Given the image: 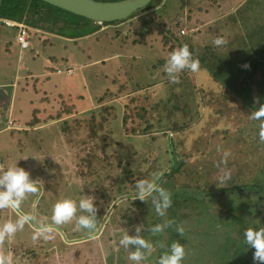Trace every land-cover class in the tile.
<instances>
[{
	"label": "rangeland",
	"instance_id": "374dc122",
	"mask_svg": "<svg viewBox=\"0 0 264 264\" xmlns=\"http://www.w3.org/2000/svg\"><path fill=\"white\" fill-rule=\"evenodd\" d=\"M164 1L166 0H160L152 9L130 17L122 23L102 26L94 33L75 39L50 33L43 28L31 27L34 33L33 48L24 51L22 61L32 63L28 66L26 64V68H31L39 74L38 70L44 71L42 67L44 59L47 61L49 55L54 52L56 57L62 54L65 64L60 63L56 66L62 69V73L67 64L73 66L74 70L77 68L71 76L73 92L74 96L78 94V99H82L76 106L78 108L82 106L83 112L76 108L67 116L57 118L54 122L56 124L54 139L57 137L55 144L58 143H56L58 139L64 145L52 146L50 141L45 140L46 146L41 148L43 147V151L46 150V154L44 159L40 160V164L33 163L31 153L29 155L28 150L26 151L29 156L28 165L33 169V173L37 172L36 175H39L40 187L35 196L38 206L34 204L32 198L35 193H30L22 202L21 211L32 214L34 211L38 221L51 223L52 206L58 199L64 197L78 199L81 194H91L102 201L104 199L102 191L112 179L111 176L103 179L106 175L102 172L103 168L100 173L93 168L102 157L98 152L108 156L115 148L117 149L115 144L125 137L121 136L119 130L121 121L114 119L115 117L110 118L112 122L105 130L96 129L93 123L105 116L110 117L111 113L113 116V111H116V117L120 118L126 104L130 106L137 104L141 110L145 108L146 112L150 111L151 120L155 124L153 131H160L157 137L163 140L156 142L157 147L145 155L147 161L142 165V173L156 162L154 172L170 174L173 168L171 155L167 151L169 146L176 147L179 161L186 160L184 168L174 174L172 185V194H179L176 203L169 208V212H173L171 218L175 223L174 234H171L169 228L155 236L148 231L147 237L153 244V251L143 264H156L159 255L177 239L184 244L186 250L183 264H226L229 261L235 264L239 246L243 247L245 244L244 230L249 226L264 225V214L255 217L264 207V201L261 200L264 198V188L243 190L245 195L243 199L239 198V192L227 191L222 197L219 190L235 184L264 185V142L259 141L258 124L250 118V113L254 109L246 106L245 102L235 96V93L222 82L223 77L228 78V74L221 73V78H217L208 68L215 67L217 63L227 60L231 55H236L234 52L231 55L229 53L230 47L236 49L238 47V44L235 45L233 42L238 27L233 29L228 18L231 15H238L246 7L248 11L254 9L258 6L255 5L258 0H168L174 2L177 8L172 9L168 6L163 11ZM251 1L254 5L249 4ZM259 2L264 15V0ZM2 20L8 22L7 18L0 15V40H11L10 43L6 41V45H11L12 51L10 49L9 51L16 62L20 49L15 43V29L12 26H5ZM248 20L244 33L246 30L245 34L254 35L263 16L259 17L256 14L252 20ZM12 21L18 20L9 22ZM217 37H223L227 43L222 47L214 46L212 41ZM263 37L255 38L261 40ZM61 40L66 42L61 47L64 52H58L60 47H57L55 51L49 53L48 43L52 45L57 41L60 43ZM185 44L199 60L201 71L199 74L182 72L178 83H170L163 70L165 58L174 48ZM36 49L40 50V54H35ZM34 72L32 73L34 76L25 79L21 77L24 80L22 86L27 82L26 85L34 84L36 90L41 88L35 83L34 79H38L39 76L35 77ZM64 77L66 76H59L60 79ZM77 78H80V81ZM50 81L48 87L52 95L54 93L59 95L60 90H53L57 84L53 79ZM49 89L47 94H50ZM102 96L106 97L101 102L99 98ZM46 98L50 101L49 97ZM61 101L62 98L57 99L55 104L51 96L49 105L58 111L60 103L62 106ZM29 102L28 98H24L25 106ZM34 104L37 106L39 102L35 100ZM130 109L127 108L129 111ZM61 110L64 111L65 106ZM95 116L97 119L91 121ZM109 128L112 132H108ZM39 134L44 135V132ZM84 134L89 135V139L92 137L93 142L85 141ZM131 139L136 142L143 140ZM97 146L102 150H98ZM5 149L0 154L1 162L4 163L0 170L15 166L16 163L20 167L27 166L25 164L27 161L22 163L18 160L23 156L21 153L23 148L7 146ZM139 149L141 150L140 147ZM225 152L229 155L226 163H222ZM124 168H127V160L121 162L118 169L123 171ZM225 171L230 172L231 178L227 181L228 185L221 186L215 181H218L219 176ZM188 186L202 189L197 191L198 200H204L202 203L199 202L198 205L195 203V206L191 204L192 202H184V197L190 196L189 191L196 194V191ZM207 191H213V194L207 195ZM252 192L256 195L252 194L250 200L245 201L246 196ZM120 193L112 194V191L106 193L105 197L108 199H105L103 209L98 208V211L107 208L104 211V218L121 196ZM250 203H255L257 207L252 210ZM242 205L246 207L242 209ZM141 214L139 213L140 218ZM132 215L134 219L138 218V213L133 212ZM152 216L151 213L150 216L141 218L138 224L146 226V221L152 220ZM15 218L14 211L0 209V224ZM165 218L169 220L168 216ZM134 219L132 221L136 226L137 220ZM156 219V223L163 222L157 216ZM177 225L184 228L183 237L176 233ZM103 228L97 225L93 234L97 239L91 242L92 253L84 251L85 256L90 255L88 261L82 260L78 243L85 240L89 234L86 230L78 228L75 217L57 228L47 241L33 240V228L26 224L15 234L11 243L0 241V257L11 255L14 264H132L127 259L128 250L118 244L121 236L118 238L116 236L119 232L113 240H100ZM132 229H128L129 234H132L130 233ZM97 242L101 253L99 257L95 246ZM245 248L248 254L251 247Z\"/></svg>",
	"mask_w": 264,
	"mask_h": 264
},
{
	"label": "trees",
	"instance_id": "16d2710c",
	"mask_svg": "<svg viewBox=\"0 0 264 264\" xmlns=\"http://www.w3.org/2000/svg\"><path fill=\"white\" fill-rule=\"evenodd\" d=\"M100 1H116V0H100ZM160 0H157L151 4H149L147 7L138 10L133 16H136L140 14L143 11H147L149 9H152L156 3H158ZM0 15L4 16L5 18H11L16 19L18 21H23L27 25L33 28H43L49 31L50 33L61 35L62 37L67 38H79L86 36L87 34L94 33L95 31H98L100 27L105 25H111V24H119L122 23L127 19L119 20V21H113V22H103L99 23L95 20L89 19L87 17L74 14L70 11H67L63 8L54 6L50 3H47L43 0H0ZM168 2V3H167ZM249 4L254 5V2L251 1ZM254 9H242V11L238 15L230 16L228 18L229 23H231V26L233 29L238 27V31L235 33V37L233 38V42L238 44L237 49L230 47L229 55H231L233 52L236 54L234 56H229L230 58H227V60H223V62H219L215 65V67L208 68V70L213 73L217 78H221V73H227L228 78L222 79V82L225 84L226 87L230 88L232 92L235 93V96L238 98H241L245 105L254 109V107H259L260 104H264V15L263 8H261V4L258 0L257 4ZM173 7L177 8L174 2L172 1H164L162 5V10L165 11L167 7ZM185 5H183L184 8ZM258 14L259 17L263 16V20H261L259 23V27L256 30V33L254 32V35L245 34L244 28L245 24L248 19H253V16ZM131 16V17H133ZM71 30L72 32H70ZM227 30V29H225ZM260 33L258 36L257 34ZM248 32V31H247ZM259 37H263L261 40H256ZM253 40H256L254 42ZM47 42V41H46ZM232 42V41H231ZM81 47V46H80ZM232 48V49H231ZM54 59H57L56 57H53ZM247 65V67H245ZM259 76V78H257ZM107 96V95H106ZM102 96L99 98V101L102 102L104 97ZM180 97L181 94H180ZM134 101L136 98L133 99ZM98 101V102H99ZM101 104V103H99ZM62 106H65L64 112H71V107L68 105H65V103H62ZM61 106V108H62ZM127 108H131L130 111L127 110ZM139 109V110H138ZM111 110V109H109ZM115 110V109H114ZM141 109L137 107V104H132L131 106L126 104V108H123L122 116L119 118V116L116 117V111L114 112V115L110 117L105 116L103 119L95 121L97 117L95 116L94 120L96 129L105 130L106 127H108V124L112 122L110 119L111 117H115L114 119H119L121 121V127H120V133L121 136L125 137L121 141H118L117 144H115V148L108 156H104L103 153L98 152L102 157H100V161L98 164L93 167L95 170H99V173L102 172L106 175L103 176V179L107 176H111L112 182L107 183L106 188L103 189L104 193V199L102 201H99L96 197V205L97 207L103 209V206L105 204V199L108 197L106 193L109 191H112L113 193L121 192L118 197V199L115 201L114 205L110 207L108 210L109 213L106 214L104 218V210L98 211L97 216V225L99 227H104L102 229V232L100 234V240L104 239H111L113 240L114 236L117 232L119 234L116 236L117 238L125 234V230H128L129 228H133L132 232L130 233L135 234V224L133 223V212L135 214L138 213V218H135L134 220H137V224L139 221H141V218H146L150 216V214H153L152 220L146 221V227L144 228V232L142 233L146 239H149L148 236V229L153 225L156 219V214L154 210L151 209V204H148L147 202H142L140 200H135L131 202L130 200H124L122 196L126 191L132 190L134 188V184L137 180L143 179V178H150L151 175L154 172V169L157 164L156 162H153L152 165L149 166V170L147 169L145 174L142 173V165L144 161H147V157L145 155L147 153H150L153 151V149L156 146V142H163V140L159 137L160 131H153L154 129V122L151 120V113L146 112V109ZM93 118V117H92ZM91 118V119H92ZM90 121V120H89ZM258 124L259 128V121L254 120ZM98 122V124L96 123ZM88 126V125H87ZM92 126V123L90 127ZM108 132H112V129L109 128ZM157 133V134H155ZM167 134V133H166ZM85 141L89 140L93 142V138L89 135L84 134ZM158 136V137H157ZM144 137V138H142ZM168 137V136H166ZM136 139H143L140 142L133 141ZM133 143H131V141ZM88 141V142H89ZM97 142V139L94 140ZM108 143V141H107ZM142 143V144H141ZM171 144V143H170ZM98 147V146H97ZM141 148V150L139 149ZM98 150H102V148L98 147ZM168 153L171 155V162H172V168L173 171L169 173L164 172L162 174V180L161 183L165 188L170 190L172 193V185L174 182V174L178 172L179 170L184 168L185 161H179L178 154H176V147L175 146H169V149H167ZM129 152V154L127 153ZM166 152V150H165ZM157 155H160L157 153ZM166 155V154H165ZM166 158V156H165ZM102 159V160H101ZM127 160V168H124L122 171L121 169H118L121 165V162ZM97 166V167H96ZM119 166V167H118ZM152 166V167H151ZM129 168V169H128ZM151 168V169H150ZM128 169V170H127ZM138 171V174H137ZM118 175H120L118 177ZM191 188V186H188ZM258 188H264V185H260L258 183L255 184H235L230 187H223L220 188L221 196L224 197L227 193H236L239 192V198H244L245 195L242 192L245 189H257ZM191 189H194L196 191V194H193L189 191L190 196H186L183 194L184 202H192L191 204L195 205V203L198 205L199 202L202 203V201L198 200V192L199 190H202L199 187L193 186ZM185 192V191H184ZM257 192V191H255ZM255 192L249 193L246 196L245 201H249L252 194L256 195ZM111 194V195H112ZM213 194V191H207V195ZM111 197V196H110ZM179 197V194H172V205L176 203L177 199ZM262 201H264V198H261ZM247 204V203H246ZM251 204V203H250ZM171 205V206H172ZM196 206V205H195ZM246 205H242L241 208L244 209ZM257 207L255 203L251 204V209L254 210ZM133 208L135 210H133ZM143 210V211H142ZM168 209L167 214L165 217L168 216L169 220H172L171 214L173 212H169ZM139 213L142 215L140 218ZM79 213H77L78 215ZM264 214V207L262 208V211H259L256 218L259 217V215ZM161 220H166L165 217L161 218L157 216ZM159 220V221H161ZM173 221V220H172ZM156 223V222H155ZM159 223V222H158ZM175 223L173 222L172 226L169 227L171 234H174V227ZM128 228V229H127ZM81 231V230H80ZM151 238V237H150ZM155 238V237H152ZM151 238V239H152ZM85 240L79 242V247L81 249L82 260L88 261V257L85 256V252L87 250L88 253H92V247L91 242L94 241L96 236L89 235L84 238ZM98 240V241H100ZM112 242V241H111ZM98 250V242L95 245ZM245 244L244 246H239L238 250V256L237 260H235V264H256L257 261L253 260V253L254 249L251 248L249 253L247 254L245 252ZM98 257L101 255L98 250ZM90 253V254H91ZM235 253V252H234ZM234 253L231 255L234 256ZM226 264H231V261L227 262ZM257 264H260L258 262Z\"/></svg>",
	"mask_w": 264,
	"mask_h": 264
},
{
	"label": "clouds",
	"instance_id": "9594fccd",
	"mask_svg": "<svg viewBox=\"0 0 264 264\" xmlns=\"http://www.w3.org/2000/svg\"><path fill=\"white\" fill-rule=\"evenodd\" d=\"M212 43L216 47H222L227 42L223 37H217ZM163 70L169 82L175 84L179 82V75L182 72L199 74L201 68L199 60L194 57L193 51L185 44L174 48L168 54L165 58ZM250 118L260 122L258 138L260 142H264V104L254 107V110L250 113ZM228 155V152L224 153L222 163H226ZM31 157L39 159L36 156ZM21 158L27 157L22 156L18 160ZM230 178V172L225 171L215 182L225 186L228 185L227 181ZM161 180V172L153 173L150 178L139 179L135 182L132 190L124 193L123 199L131 202L135 200L147 202L151 204L150 210H154L157 216L163 218L172 205V193L163 186ZM39 187L38 180L31 178L30 172L24 167L18 166L17 163L15 166L0 170V209H9L16 213L15 220H7L0 224V241L11 243L15 234L22 230L26 224L33 228V240L42 239L47 241L51 239V234L57 228L65 225L74 217L79 229L86 230L89 235L95 233L98 207L96 197L91 194H81L78 199L72 197L58 199L52 206L51 223L40 222L31 212L21 211V204L26 195L37 193ZM133 210L135 209L133 208ZM172 224V220L166 219L161 223H155L148 231L155 236L164 232ZM142 225L135 226V234H129L127 230V233L123 234L118 240V244L128 250L127 259L132 264H143L153 251L152 242L142 234L145 231ZM257 225L249 226L244 230V243L247 248L254 249L253 260L264 264V225ZM175 231L183 237L184 228L182 226L177 225ZM130 246L134 247L130 248ZM185 255V246L177 239L168 246L166 251L159 255L156 264H183ZM0 264H14V259L11 255H4L0 257Z\"/></svg>",
	"mask_w": 264,
	"mask_h": 264
},
{
	"label": "crops",
	"instance_id": "0c3cea01",
	"mask_svg": "<svg viewBox=\"0 0 264 264\" xmlns=\"http://www.w3.org/2000/svg\"><path fill=\"white\" fill-rule=\"evenodd\" d=\"M8 19L16 20L7 18V20ZM2 23H4L5 26H9L4 20H2ZM12 28L15 29V43L19 46L20 49L16 62H14L13 57L11 56L9 51V49L11 50V45H6V41L10 43L11 40H0V146H2V148H0V154L1 151L5 149V147L7 148V146L23 148L21 153L23 154V157L27 158H21L19 161L22 163H25L27 161L25 163L27 166L24 168L28 171L30 170L31 178L37 179L39 184V175H36L37 172L33 173V169H31L28 165L29 157L26 151L28 150L29 155L31 153L32 156H36L40 160H43V157L46 154V150L43 151V147L41 148V146H46L44 143L45 140L50 141V145L52 144V146H56L57 144H60L61 146L64 145V143L58 139L56 141V143H58L55 144V139L57 137L54 139L56 134V132L54 131L56 124H54V122L57 120V118L67 116L69 112L65 113L61 110V103L60 107H58V111H55V109L52 108V106L50 107L49 104L51 103L52 96V102H54L55 104L57 102V99L60 100L62 98L61 102L65 103V105L70 106L71 110H76V108H78L76 104H78V101L82 99H78V94L77 96H74L75 93L73 92L72 83L73 77H71L72 74L76 72L77 68H75L74 70V68H72L73 66L67 64L65 71L62 73V69L57 68L56 64L64 63V61L62 60V58L64 57L62 54L57 55V57L54 56L56 55L55 52L52 53L53 55H49V59H47V61L44 59V63L42 65L44 71L40 72V70H38L37 73L39 74H36L34 71H32L33 69L31 68H26V64L28 66V64L32 63V61L23 62L22 59L24 56V51L33 48L32 38L30 41V46L28 48L22 49L21 45L17 41L18 30L15 26H12ZM31 34L33 37L34 33L32 32ZM57 42L53 43L52 45L48 43V47L50 48V51H48L49 53L55 51L57 47H60V50H58V52H64L61 47L63 46V43L66 42L64 40H61L60 43ZM80 45L83 46L82 43ZM35 54H40V50L36 49ZM53 57H56L57 59H54ZM57 60H59V62ZM35 70L37 69L35 68ZM72 70H74L73 73H71ZM54 71H56L57 73L55 74ZM33 72L36 74L35 77H40V79L39 77L38 79H34L36 80L35 83L41 87L37 90L34 89V84L26 85L27 82L24 86H22L24 84L23 79H25V77L34 76V74H32ZM62 75H65L66 77L60 79L59 76ZM52 79L57 84V86L54 87L53 90H60L61 92L59 93V95L56 93H54L55 95H52V91L48 87V83L51 82L50 80ZM77 80L80 81V78H77ZM44 85L46 87H44ZM48 89L50 90V94H47ZM46 97H49L50 101H48V98ZM24 98H28V100L30 101L27 106L24 105ZM35 100L39 102V105L36 106L34 104ZM78 109L79 111H82L83 107L80 106ZM65 127L66 126L64 125V128ZM42 131L44 132V135L39 134ZM51 136L53 137L51 138ZM39 159L33 158L31 161L35 164H40ZM3 165L4 163L1 162L0 157V169ZM28 166L30 169L28 168ZM37 193L32 196V198H34V204L36 206H38L37 202H35V196L37 195ZM32 209L33 208H31V210ZM51 215L52 212L50 214V217Z\"/></svg>",
	"mask_w": 264,
	"mask_h": 264
},
{
	"label": "water",
	"instance_id": "95a60500",
	"mask_svg": "<svg viewBox=\"0 0 264 264\" xmlns=\"http://www.w3.org/2000/svg\"><path fill=\"white\" fill-rule=\"evenodd\" d=\"M99 23L124 20L157 0H43Z\"/></svg>",
	"mask_w": 264,
	"mask_h": 264
},
{
	"label": "built area",
	"instance_id": "2783aa9c",
	"mask_svg": "<svg viewBox=\"0 0 264 264\" xmlns=\"http://www.w3.org/2000/svg\"><path fill=\"white\" fill-rule=\"evenodd\" d=\"M9 21L11 20L8 19L7 24L9 26H13V27L15 26L18 30L17 41L21 45V48L22 49L28 48L30 46V41L32 38L31 27L23 21H16V22L15 21L9 22Z\"/></svg>",
	"mask_w": 264,
	"mask_h": 264
}]
</instances>
